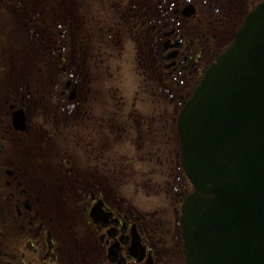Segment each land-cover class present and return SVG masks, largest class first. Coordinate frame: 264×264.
Instances as JSON below:
<instances>
[{
    "label": "flooded vegetation",
    "instance_id": "af4514ba",
    "mask_svg": "<svg viewBox=\"0 0 264 264\" xmlns=\"http://www.w3.org/2000/svg\"><path fill=\"white\" fill-rule=\"evenodd\" d=\"M67 1L0 0V7L19 14L23 44L30 45L25 31L30 37L42 27L47 41L55 44L54 34L46 32L55 26L70 43L67 54L57 50L60 61L69 57L61 70L68 72L51 83V94L33 98L32 85L25 82L0 96V264H185L178 218L189 183L179 158L177 115L206 61L223 50L217 43L221 29L230 21L238 27L264 0H125L129 5L124 8L113 0L114 27L108 31L104 0H78L81 18L79 11L66 8L71 5ZM42 8L54 10L50 22ZM94 9L103 12L97 19ZM208 33L215 42L204 39ZM130 40L136 45V75L143 81L137 87L155 96L157 115L145 110L137 117L141 108L136 100L128 112L125 100L109 98L104 101L111 112L90 114L93 95L113 92L103 82L111 87V77L119 72V64H110L114 49L120 53ZM95 66L102 68L96 71ZM34 76L38 83L46 74L35 71ZM22 113L27 127L18 132L13 115ZM123 135L132 138L131 148L119 147ZM103 155L119 161L114 169L121 158L131 167L141 163V171L154 168L151 177L164 179L156 182L165 193L153 194L154 204L146 203L148 193L142 202L132 195L135 202L127 200L118 190L121 184H107L99 175ZM147 185L151 182L136 185L137 191Z\"/></svg>",
    "mask_w": 264,
    "mask_h": 264
},
{
    "label": "water",
    "instance_id": "95a60500",
    "mask_svg": "<svg viewBox=\"0 0 264 264\" xmlns=\"http://www.w3.org/2000/svg\"><path fill=\"white\" fill-rule=\"evenodd\" d=\"M186 264H264V2L204 70L177 119Z\"/></svg>",
    "mask_w": 264,
    "mask_h": 264
},
{
    "label": "rangeland",
    "instance_id": "374dc122",
    "mask_svg": "<svg viewBox=\"0 0 264 264\" xmlns=\"http://www.w3.org/2000/svg\"><path fill=\"white\" fill-rule=\"evenodd\" d=\"M67 2H71V5L66 6V8H69L71 11H79V17H82V5H77L78 0H69ZM113 0H104L105 5V31H108V27L112 26L114 27V23L112 22V11L110 9L113 8L112 6ZM125 4V5H124ZM115 5H119L120 7H126L128 6V2L125 0H118V3ZM42 16L45 17V19H48V22H50L49 18L53 16L54 10L47 9L44 10L42 8ZM94 15L96 16V19L98 16L103 13L98 11L97 9H94ZM115 15L119 16V12L115 9ZM93 15V16H94ZM124 16V15H123ZM19 17L18 13L10 12L8 8L0 7V56H1V63H0V76H3L4 79L0 80V96L1 98H4L8 93L12 94V89L16 86L20 87L26 83H30L32 86V92L31 96L34 98V95H38L41 92L45 91V94H51V83L56 82V77L62 76L64 73L67 75V68L64 70V72H61L63 67L67 65L68 58L66 60L60 61L58 59V51H62L63 55L67 54L70 49V43H64L65 37L62 38L59 34L63 29L61 27L55 26L52 30V33L50 31L48 34L52 35L54 38L55 44L52 43L51 40L47 41V36L43 33L42 28H39L40 31H36L33 29L31 31V36L29 37L25 31V39L26 41H30V45L23 44V41L21 40V34L18 31V26L16 25L17 18ZM124 21H128L126 17L123 18ZM121 20L120 22H122ZM91 23L95 22L96 20L93 19V17H90ZM125 24V23H124ZM123 24V27H124ZM116 27V26H115ZM19 37L18 38V34ZM37 32V33H36ZM210 33L204 36V39H209L211 43L215 42L216 38L211 39ZM44 37V41L42 38ZM37 38V40H36ZM28 39V40H27ZM25 41V42H26ZM19 43V44H18ZM41 43H46L45 47L41 49ZM38 44V45H37ZM21 45V46H20ZM57 45V49L54 50V47ZM30 48V53L26 54L28 51V48ZM22 48V51L24 54H22V51L20 53L19 49ZM138 48V47H137ZM53 49L56 54L52 55L53 52L51 51ZM115 55L111 57L110 62L112 61L111 67H115L116 64H119V72L115 73L114 76L111 77V87L107 86V83L103 82L104 88L111 89L113 92L106 91V95L103 97L101 94H95L92 96L91 100H93L95 106H92V109L90 111V114L92 115H100L104 112H107L105 101L107 98H109V101L117 100L119 103L120 99H123L126 101L127 105H125L124 109H126L128 112H131L129 108L133 106V102L136 100V107L141 108V111L137 112V117H141V114H143V111H152L149 116L157 115V109H158V102L156 101V98L154 95H151L150 91H145L144 89H139L137 86L141 87L142 80L140 78H137L136 72L137 70V61L136 58V45L132 40L129 42H125L124 47L122 48V51L118 53L117 49H114ZM52 53V54H51ZM118 53V54H117ZM114 59L112 60V58ZM108 63V61H107ZM118 67V66H116ZM101 67L97 68L95 66L96 71L98 69H101ZM82 69V67H81ZM44 70V73L46 76L44 77L43 81H39L36 83L35 81V71H42ZM25 71V73H23ZM5 72V74H4ZM102 73V72H101ZM107 71L105 79L107 78ZM120 75V76H119ZM66 77V76H65ZM102 77V75L100 76ZM68 78V77H66ZM82 78V75H80V79ZM30 82V80H32ZM63 80V79H62ZM64 82V80H63ZM36 83V84H35ZM81 82L79 85L81 86ZM3 85L5 87L3 88ZM35 86V88H34ZM136 89L138 90V93H136ZM71 90H74V84L71 81L70 85L67 88V91L69 93ZM143 99V100H142ZM105 100V101H104ZM104 101V102H103ZM100 102V105H97ZM151 102V105L148 103ZM123 106V103L117 104V107L120 109ZM157 106V107H155ZM95 107V110L94 108ZM80 108V107H79ZM96 111V112H95ZM109 111V110H108ZM172 111V110H171ZM111 112V111H109ZM35 122V119H32ZM120 135V134H119ZM132 137L131 135L129 138ZM123 142L119 145L120 148H123L125 150L128 147L131 146V140L126 139V137L123 135ZM135 154V152L133 153ZM167 154L163 155L164 157L167 156ZM174 153H172V156ZM136 159V157H135ZM135 159L131 158L130 161L132 163H135ZM155 160V158H153ZM98 160V159H97ZM115 160V163H114ZM165 160V159H164ZM100 161V176L106 181V183H112L120 185L118 187V190L120 192V195H122L127 200L132 199L134 202L135 200L130 197L131 195L136 199L139 200V202H142L143 198L146 193L151 195V197H146V203H155L156 199H153L152 196L156 192H162L164 194V190H160L161 187L157 186V180H164L161 178L160 175L155 174V177L151 174L155 173L154 168L150 169L147 168L145 171H141L139 167L141 163H137L136 167H131V163H127L126 160L122 163V158L120 161V167L118 169H114L115 164H119V161L116 159H112V156L110 155H103V157L99 158ZM139 161H141L139 159ZM145 160H143L144 162ZM139 164V166H138ZM153 167H154V163ZM136 165V163H135ZM98 166V165H97ZM112 170V171H111ZM116 170V174L113 176V172ZM163 177H165V173L163 174ZM144 181L151 182V185H147L144 188H140V191H137V186L139 184V187H141L144 183ZM110 186V185H109ZM152 187V188H150ZM137 192V195L135 193ZM142 194V195H141ZM137 196V197H136ZM154 197V196H153ZM159 200H157L158 202ZM170 212H172L170 210ZM171 216L173 213H169Z\"/></svg>",
    "mask_w": 264,
    "mask_h": 264
},
{
    "label": "trees",
    "instance_id": "16d2710c",
    "mask_svg": "<svg viewBox=\"0 0 264 264\" xmlns=\"http://www.w3.org/2000/svg\"><path fill=\"white\" fill-rule=\"evenodd\" d=\"M231 22H235V21H230V23L228 24V27L227 28H222L220 31L221 32V35L220 37L217 39V43H221L220 46H222L220 49H223L224 47H226L230 41L232 40V37L237 29V27H232L231 25ZM240 24V23H239ZM239 26V25H238ZM218 53V51L215 53V55ZM214 55V56H215ZM213 56V57H214ZM212 60V59H211ZM206 61L207 64L211 61ZM206 67V63L204 65V68ZM204 69H202V72H203ZM199 78V77H198Z\"/></svg>",
    "mask_w": 264,
    "mask_h": 264
}]
</instances>
